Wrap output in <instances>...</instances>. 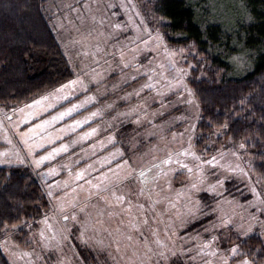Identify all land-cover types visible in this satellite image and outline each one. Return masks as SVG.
<instances>
[{"label": "rangeland", "instance_id": "374dc122", "mask_svg": "<svg viewBox=\"0 0 264 264\" xmlns=\"http://www.w3.org/2000/svg\"><path fill=\"white\" fill-rule=\"evenodd\" d=\"M45 13L72 76L0 106V165L27 168L47 203L4 234L10 264H239L240 239L264 245L255 157L224 129L194 146L196 51L164 41L134 0H46Z\"/></svg>", "mask_w": 264, "mask_h": 264}, {"label": "trees", "instance_id": "16d2710c", "mask_svg": "<svg viewBox=\"0 0 264 264\" xmlns=\"http://www.w3.org/2000/svg\"><path fill=\"white\" fill-rule=\"evenodd\" d=\"M134 1L146 22L158 24L164 41L196 51L188 77L200 108L196 150L202 153L214 132L224 129L229 144L255 157L253 170L264 184V0ZM45 5L46 0H0L4 108L30 102L72 76ZM46 206L42 184L27 168L0 165V242L22 220L41 217ZM240 240L238 258L264 263L260 234ZM0 264H10L1 246Z\"/></svg>", "mask_w": 264, "mask_h": 264}, {"label": "snow or ice", "instance_id": "6c2138e0", "mask_svg": "<svg viewBox=\"0 0 264 264\" xmlns=\"http://www.w3.org/2000/svg\"><path fill=\"white\" fill-rule=\"evenodd\" d=\"M76 81H69V84H75ZM62 87H67V85H62ZM35 103H39V101H36ZM64 114L62 113L61 116H63ZM51 158V154H49V156H44V157H40L39 160L35 161V163L37 164V166H39V164L41 162H43L46 159H50ZM22 162V161H21ZM141 175H143V173H141ZM51 194V193H49ZM118 200H122L123 197H118ZM231 254L233 256H236L239 254V246L238 245H233V247L231 248ZM161 256V258H164V253H160L159 254ZM173 255H175V253H173ZM239 264H254V261L250 260L247 258V256L245 255V258L239 262Z\"/></svg>", "mask_w": 264, "mask_h": 264}, {"label": "crops", "instance_id": "0c3cea01", "mask_svg": "<svg viewBox=\"0 0 264 264\" xmlns=\"http://www.w3.org/2000/svg\"><path fill=\"white\" fill-rule=\"evenodd\" d=\"M2 165H10V164H2Z\"/></svg>", "mask_w": 264, "mask_h": 264}]
</instances>
